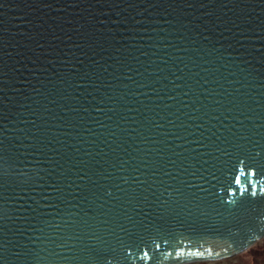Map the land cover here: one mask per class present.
<instances>
[{
    "label": "water",
    "instance_id": "obj_1",
    "mask_svg": "<svg viewBox=\"0 0 264 264\" xmlns=\"http://www.w3.org/2000/svg\"><path fill=\"white\" fill-rule=\"evenodd\" d=\"M263 237L264 0H0V264Z\"/></svg>",
    "mask_w": 264,
    "mask_h": 264
},
{
    "label": "rangeland",
    "instance_id": "obj_2",
    "mask_svg": "<svg viewBox=\"0 0 264 264\" xmlns=\"http://www.w3.org/2000/svg\"><path fill=\"white\" fill-rule=\"evenodd\" d=\"M245 253L244 255L248 258L249 263L248 264H263L264 263V237L262 240L257 241L252 246H249V248H246L243 250ZM241 261L242 258H239ZM227 262H232V260H226V259H220V260H210L208 261H197L191 262V263H184V264H227Z\"/></svg>",
    "mask_w": 264,
    "mask_h": 264
},
{
    "label": "trees",
    "instance_id": "obj_3",
    "mask_svg": "<svg viewBox=\"0 0 264 264\" xmlns=\"http://www.w3.org/2000/svg\"><path fill=\"white\" fill-rule=\"evenodd\" d=\"M244 254L245 253L241 251L240 253L236 254V256L234 255L232 257L225 258L226 260H232V262H227V264H248L249 260ZM239 258H242V260L240 261Z\"/></svg>",
    "mask_w": 264,
    "mask_h": 264
},
{
    "label": "snow or ice",
    "instance_id": "obj_4",
    "mask_svg": "<svg viewBox=\"0 0 264 264\" xmlns=\"http://www.w3.org/2000/svg\"><path fill=\"white\" fill-rule=\"evenodd\" d=\"M245 247H247V245H245ZM227 251V250H226Z\"/></svg>",
    "mask_w": 264,
    "mask_h": 264
}]
</instances>
